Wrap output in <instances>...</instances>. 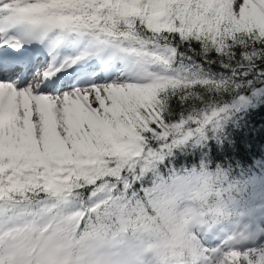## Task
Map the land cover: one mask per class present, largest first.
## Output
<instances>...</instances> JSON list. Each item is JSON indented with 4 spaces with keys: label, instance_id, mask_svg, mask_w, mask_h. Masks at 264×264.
<instances>
[{
    "label": "snow or ice",
    "instance_id": "obj_1",
    "mask_svg": "<svg viewBox=\"0 0 264 264\" xmlns=\"http://www.w3.org/2000/svg\"><path fill=\"white\" fill-rule=\"evenodd\" d=\"M73 36L88 39L97 56L113 54V67L121 64L113 78L80 67L95 58L91 52L53 63L32 47L52 57ZM193 44L205 58H234L237 48L245 61L264 58V0H0V217L24 219L41 195L67 204L88 185L93 195L121 185L126 193L165 153L222 119L228 107L175 125L164 120L172 97L189 100L198 87L227 90V81L176 74L178 48L195 51ZM113 199L122 206V196ZM112 218L110 211L89 218L77 264H111L95 256ZM36 231V221L10 229L0 264H62L49 245L34 255ZM60 231L74 237L71 223ZM202 251L201 264H264V230L245 228Z\"/></svg>",
    "mask_w": 264,
    "mask_h": 264
},
{
    "label": "trees",
    "instance_id": "obj_2",
    "mask_svg": "<svg viewBox=\"0 0 264 264\" xmlns=\"http://www.w3.org/2000/svg\"><path fill=\"white\" fill-rule=\"evenodd\" d=\"M192 48L195 51L188 50L187 45L178 48L176 74L189 79L227 81V90L217 92L198 87L189 100H183L179 95L172 97L164 113L165 122L179 124L213 108L228 107L229 110L215 124L206 126L203 134L196 132L187 142L165 153L164 158L145 173L142 182L126 193L121 185L118 189H109V195L103 190L93 195L94 187L88 185L75 190L77 194L67 204L54 205L43 195L33 197L27 213H39L52 206L61 213H72L83 205L75 219L79 220V230L74 237H69L73 253L77 254L89 239L90 229L86 228L89 218L95 221L97 215L103 217L106 211H110L113 226L102 240L104 243L120 239L122 230L127 229L134 242L140 240L149 244L161 259L177 258L181 254L186 261L202 260L197 240L183 228H160L151 222V217L160 210V202L149 196L155 182L170 178L160 185L162 195L170 190H182L194 180V177L184 175L192 167L197 170L206 167L235 183L239 188L237 203L241 209L252 208L259 198L264 189V58L245 61L239 48L235 50L234 58L218 57L215 52L205 58L199 44H193ZM241 97L247 103L239 104ZM195 127L199 126H194L193 130ZM153 147L158 149L159 144L154 142ZM99 183L97 181V185ZM118 195L123 197L119 202L121 207H117L113 199ZM138 212L140 218L136 221ZM192 245H197L195 251Z\"/></svg>",
    "mask_w": 264,
    "mask_h": 264
},
{
    "label": "clouds",
    "instance_id": "obj_3",
    "mask_svg": "<svg viewBox=\"0 0 264 264\" xmlns=\"http://www.w3.org/2000/svg\"><path fill=\"white\" fill-rule=\"evenodd\" d=\"M163 176V174H160ZM184 175L194 177L182 190H170L166 194L159 191L160 185L168 180L159 179L154 190L149 193L152 199L160 202V210L151 217V222L160 228H183L191 231L219 233L234 229L242 218L237 203L239 188L223 175L209 171L206 167L197 170L192 167Z\"/></svg>",
    "mask_w": 264,
    "mask_h": 264
},
{
    "label": "rangeland",
    "instance_id": "obj_4",
    "mask_svg": "<svg viewBox=\"0 0 264 264\" xmlns=\"http://www.w3.org/2000/svg\"><path fill=\"white\" fill-rule=\"evenodd\" d=\"M68 45L82 47V53L92 52L95 47L88 39L74 36L67 38L60 48L63 49ZM261 197L262 199L256 202V209L253 210L252 214L242 213L241 221L237 225L239 229L243 230L248 228L252 231L264 230V193H262ZM53 214V208H49L38 215L27 214L24 219L11 223L8 222L7 218L0 220V225L4 226V231L0 232V246L6 247L10 229L16 228L23 231L25 221H36L37 231L34 236H32V243L36 248L34 255L39 256L40 248L44 245H49L51 251L55 252L57 249L61 251L62 255L60 256V259L62 264H73V262L68 259L70 252L68 251V244L66 243L67 239L65 238L68 237L71 232L65 235L60 229L71 223L74 216L70 215L67 218H63L59 216L55 217ZM41 216L43 217L42 219L40 218ZM185 231L198 239L199 246L202 250L210 249L218 245L222 240L227 239L234 232V229L219 233L196 231L195 229ZM53 234H55L54 239L50 241L49 237L53 236ZM96 250V260L101 262L109 261L111 264H130V262H135V258L138 263L145 264L146 256L148 255V252L151 251L150 248H145V246L141 244L132 246L130 242L123 244L121 247L114 246L112 249L100 245ZM202 254L204 256L203 251ZM6 255L7 254L5 253V258ZM150 261V264H156L153 256ZM75 264H77L76 261ZM193 264H201V262Z\"/></svg>",
    "mask_w": 264,
    "mask_h": 264
},
{
    "label": "bare ground",
    "instance_id": "obj_5",
    "mask_svg": "<svg viewBox=\"0 0 264 264\" xmlns=\"http://www.w3.org/2000/svg\"><path fill=\"white\" fill-rule=\"evenodd\" d=\"M37 47L40 48V50L42 52V58L46 62L52 61L53 63H56L57 62V59H56L57 56L59 57V59L62 60L65 57L85 54V53L81 52L82 47L77 48V47H73V45H72V47L69 46L68 50L59 48V50L55 54V56L50 57V56H48L47 51L43 47H41L39 45H34V48H37ZM91 53H92L93 57H95V58L91 59L90 62L82 63L80 65V67H95L97 69L100 62L103 61L104 59H106L107 60L106 70H108V71L110 70V74L108 75V78L109 79L113 78V74L116 73V69H119L121 67V64L118 61L115 63V66L113 67V54L111 52H105V53H102L101 55L97 56L95 47ZM69 70H71V69H69ZM106 70H104V71H106ZM91 75L93 77L97 76V75H95V72H93ZM101 75H104V74H101Z\"/></svg>",
    "mask_w": 264,
    "mask_h": 264
}]
</instances>
